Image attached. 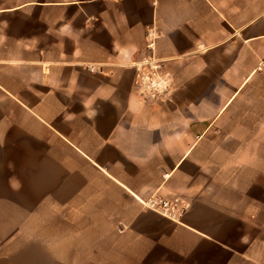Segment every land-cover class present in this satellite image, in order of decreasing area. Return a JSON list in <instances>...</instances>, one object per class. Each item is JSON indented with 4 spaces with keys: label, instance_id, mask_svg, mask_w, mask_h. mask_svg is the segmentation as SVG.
Listing matches in <instances>:
<instances>
[{
    "label": "crops",
    "instance_id": "crops-1",
    "mask_svg": "<svg viewBox=\"0 0 264 264\" xmlns=\"http://www.w3.org/2000/svg\"><path fill=\"white\" fill-rule=\"evenodd\" d=\"M262 61L264 0H0V264H264Z\"/></svg>",
    "mask_w": 264,
    "mask_h": 264
},
{
    "label": "built area",
    "instance_id": "built-area-1",
    "mask_svg": "<svg viewBox=\"0 0 264 264\" xmlns=\"http://www.w3.org/2000/svg\"><path fill=\"white\" fill-rule=\"evenodd\" d=\"M148 36L151 37V33ZM147 48L151 54L136 66L139 75V91L146 98H166L172 88L170 79L162 74V65L153 54L154 43L152 40H150ZM256 71L264 73V61L259 64ZM143 204L145 208L178 223L182 222L190 209V204L176 195L156 193L145 199Z\"/></svg>",
    "mask_w": 264,
    "mask_h": 264
}]
</instances>
